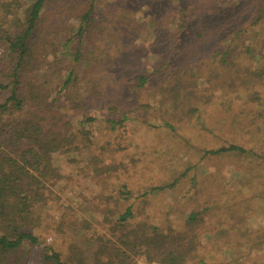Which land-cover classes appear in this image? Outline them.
Here are the masks:
<instances>
[{"label": "trees", "instance_id": "1", "mask_svg": "<svg viewBox=\"0 0 264 264\" xmlns=\"http://www.w3.org/2000/svg\"><path fill=\"white\" fill-rule=\"evenodd\" d=\"M48 1L0 0V48L5 51L0 60L10 61L0 71V264H28L32 248L41 245V236L35 233L42 227L38 209L58 183L56 154L73 156L75 149L91 147L93 131L88 124L95 120L86 118L84 123L68 118V113L84 111L103 96L89 81L102 60H147L148 55L157 60L155 65L159 60H173L174 64L154 67L149 75L134 77L129 70L123 78L135 80L134 87L142 91L151 79H163L162 75L153 77L163 67L168 68L166 72L181 74L183 88L178 90L176 103L180 116L186 119L196 113L203 97L197 91L202 76L192 72L193 65L197 60H219L226 73L214 72L206 80L219 79L220 88L233 94L251 90L257 114L264 118V52L254 55V67L228 62L249 60L252 53L241 33L243 26L232 23L231 6L223 13L221 0H158V14L147 21L115 18L108 26H103V14L96 11V0H70L53 10L47 8ZM256 1L251 0L248 23L264 26V4L256 5ZM69 4L73 7L67 10ZM142 39L162 43L163 51L153 50L146 56L129 50L131 41ZM119 65L123 70L132 69L136 62ZM82 80L86 84L80 86ZM178 86L169 89L177 91ZM127 119L123 116L122 121L107 120V124L114 128ZM163 124L172 130L170 124ZM202 153L203 157L256 156L264 160V154L234 144ZM88 166L94 176L112 171L98 167L97 157ZM187 172L137 197L122 184L117 201H105L97 215L99 233L91 232L89 221L82 219L78 232L84 246L71 242L62 257L43 244L38 264H137L139 257L149 264L201 262L198 250L207 235L208 207L196 204L177 225L156 223L146 210L150 196L173 188ZM117 202L129 204L123 208ZM68 211V207L63 209L53 222L55 233L61 232L70 218Z\"/></svg>", "mask_w": 264, "mask_h": 264}, {"label": "rangeland", "instance_id": "2", "mask_svg": "<svg viewBox=\"0 0 264 264\" xmlns=\"http://www.w3.org/2000/svg\"><path fill=\"white\" fill-rule=\"evenodd\" d=\"M68 1L49 0L47 8L59 9ZM96 1V11L104 17L103 26H108L115 18L145 22L152 14L157 15L159 8L158 0ZM256 3L261 6L264 0ZM221 4L225 5L223 13L231 6V21L243 26L241 33L252 53L249 60L228 62L238 61L254 67L257 64L254 55L264 52V26L248 23L253 7L251 0H221ZM114 5L118 8H112ZM71 7L73 5L69 4L66 9ZM160 34L162 38L164 34ZM150 39L131 41L129 50L145 55L153 50L163 51L162 43ZM4 54V49L0 48V59ZM128 61L136 62L135 67L120 69L119 64ZM156 61L150 55L147 60H102L97 72L89 75V81L103 96L89 103L84 111L69 112L68 118L75 117L84 123L86 118L95 120L88 124L93 131L91 147L77 148L73 156L56 154L54 175L58 183L51 187L43 206L38 209L42 227L35 233L41 236V245L32 248L28 264L39 263L43 244L52 246L62 257L71 242L84 246L78 232L79 223L82 219L88 220L90 231L99 233L97 215L105 207V201L110 204L117 201L122 184L137 197L150 187L172 183L186 170V175L173 188L150 196L146 210L154 222L170 221L177 225L196 204L208 207L207 235L198 250L201 262L196 264H264V160L256 156L203 157L202 153L234 144L256 155L264 154V118L260 119L257 114L251 90L239 94L224 91L219 79L206 80L214 72L226 73L220 61L197 60L192 72L202 76L197 91L199 95L202 93L203 99L196 113L186 119L180 116L176 103L178 90L183 88L181 74L166 72L168 68L163 67L166 73L158 70V75H153H162L163 79H151L142 91L134 87L135 80L129 82L123 78L129 70L134 77L149 75L156 66L175 63L159 60L155 65ZM6 64L10 61L0 60V71ZM85 84L82 80L80 86ZM178 84L177 91H170L169 88ZM145 103L147 107L141 108ZM123 116L128 118L124 124L114 128L107 124V120L122 121ZM163 122L170 124L172 130ZM93 157L98 158V167L107 166L112 171L94 176L88 166ZM117 203H122L119 206L123 208L129 204ZM67 207L70 218L62 231L55 233L53 222H57L60 212ZM137 264L149 263L139 257Z\"/></svg>", "mask_w": 264, "mask_h": 264}]
</instances>
